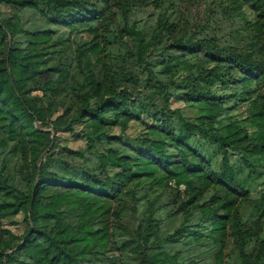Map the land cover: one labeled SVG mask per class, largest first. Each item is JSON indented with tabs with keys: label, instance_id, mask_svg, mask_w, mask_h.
I'll return each instance as SVG.
<instances>
[{
	"label": "trees",
	"instance_id": "16d2710c",
	"mask_svg": "<svg viewBox=\"0 0 264 264\" xmlns=\"http://www.w3.org/2000/svg\"><path fill=\"white\" fill-rule=\"evenodd\" d=\"M210 2L192 29L177 0H128L116 13L107 0H0V155L22 158L0 166V220L27 224L17 235L0 222V264H80L31 224L35 201L85 243L109 230L102 264H221L225 214L198 213L173 175L239 195L261 185L254 244L235 258L264 264V0ZM225 18L236 26L223 30ZM62 38L71 43L54 48ZM91 42L102 56L86 67ZM44 125L85 144L56 150Z\"/></svg>",
	"mask_w": 264,
	"mask_h": 264
},
{
	"label": "rangeland",
	"instance_id": "374dc122",
	"mask_svg": "<svg viewBox=\"0 0 264 264\" xmlns=\"http://www.w3.org/2000/svg\"><path fill=\"white\" fill-rule=\"evenodd\" d=\"M99 1V0H96ZM128 0H107V5L109 12L116 13L126 5ZM218 0H215L217 2ZM225 3H230L232 0H223ZM178 7L183 13L182 21L185 23L187 28L197 29L201 22H205L209 14L210 0H177ZM150 5L147 6L149 8ZM236 18H239L236 16ZM76 26L81 29V33L85 35L87 31L85 30L86 25L83 22L76 24ZM236 24L231 22V18H225L221 23V28L225 31L235 27ZM150 32V28L147 26L141 27L138 30L139 37H145L147 33ZM209 32V31H208ZM240 44L245 42L244 38L240 37L237 40ZM69 39H60L54 46V48L67 47L70 44ZM35 44V43H34ZM243 46V45H239ZM36 48L35 45L32 49ZM53 48V47H51ZM99 43H89L81 51L80 59L86 67L92 66L96 61H98L102 54ZM243 54H249L250 52L243 51ZM255 58H257L258 53H255ZM261 56V55H260ZM37 52L28 57L27 60L31 62H36L39 59ZM260 58V57H259ZM60 76H68V71L64 70L60 72ZM263 76L261 77V79ZM29 86L30 81H22V86ZM36 90H32L31 93H35ZM40 92V91H39ZM180 101L173 100L172 105L180 104ZM245 104L242 103L238 106L236 111L239 115L245 113ZM44 129H50L54 137H58L59 145L56 150L64 144L70 147H81L85 144V141L76 137L72 132L67 131H57L55 132L51 126L44 125ZM141 128V124L137 120H132L127 132L134 134L138 132ZM5 135V133L0 132V137ZM54 143L51 142L49 147ZM48 147V148H49ZM6 161L11 164L12 167L19 164L22 158L19 154H7L0 155V166ZM171 183L178 186L181 190V197L186 200L195 199L202 204L199 207L198 213H203V208L207 210H215L216 213L225 214V231L221 235L222 239V253L223 262L221 264H250L249 262H242L235 258L238 251L246 247L250 250L254 244V241H250V237L253 236L258 230V221L255 219L256 209L255 206L258 203L259 198V188L261 185L256 184L255 187L248 193L239 195L232 193L229 190L222 188L216 184H208L204 180L198 179L196 177L187 175L184 178L178 177V175H173L170 178ZM31 224H46L55 234L57 241L71 254L76 256L77 261L80 264H102L105 261V251L106 244L109 241L110 231L105 230L91 242L85 243L81 236L74 233V230L68 229L64 223L60 220L52 218L49 214L42 210L41 205L35 201L32 206ZM3 227L10 229L13 233L20 235L27 227L26 221L22 219V214L18 213L11 217H1L0 220ZM245 245V243H247ZM28 250L34 254L41 255L42 249L39 246L29 247ZM200 263V262H197ZM203 264H211L212 262H201ZM129 264H145L144 262H130Z\"/></svg>",
	"mask_w": 264,
	"mask_h": 264
}]
</instances>
